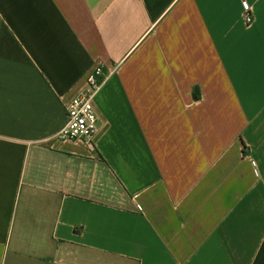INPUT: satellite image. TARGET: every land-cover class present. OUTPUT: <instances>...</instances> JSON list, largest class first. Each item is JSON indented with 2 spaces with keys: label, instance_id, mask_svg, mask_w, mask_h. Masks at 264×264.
<instances>
[{
  "label": "crops",
  "instance_id": "0c3cea01",
  "mask_svg": "<svg viewBox=\"0 0 264 264\" xmlns=\"http://www.w3.org/2000/svg\"><path fill=\"white\" fill-rule=\"evenodd\" d=\"M0 264H264V0H0Z\"/></svg>",
  "mask_w": 264,
  "mask_h": 264
},
{
  "label": "built area",
  "instance_id": "2783aa9c",
  "mask_svg": "<svg viewBox=\"0 0 264 264\" xmlns=\"http://www.w3.org/2000/svg\"><path fill=\"white\" fill-rule=\"evenodd\" d=\"M244 22H252L250 14L245 13ZM107 78L101 66L91 69L85 77L84 87L65 107V122L56 132L59 141L79 142L92 148V140L97 132V116L92 107V101ZM137 210L140 207L136 205Z\"/></svg>",
  "mask_w": 264,
  "mask_h": 264
}]
</instances>
